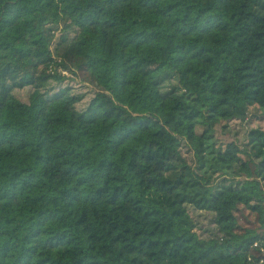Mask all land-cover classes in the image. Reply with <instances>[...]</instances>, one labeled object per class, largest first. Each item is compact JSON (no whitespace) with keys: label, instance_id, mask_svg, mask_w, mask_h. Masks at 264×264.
Masks as SVG:
<instances>
[{"label":"trees","instance_id":"16d2710c","mask_svg":"<svg viewBox=\"0 0 264 264\" xmlns=\"http://www.w3.org/2000/svg\"><path fill=\"white\" fill-rule=\"evenodd\" d=\"M263 244L264 0H0V264Z\"/></svg>","mask_w":264,"mask_h":264},{"label":"rangeland","instance_id":"374dc122","mask_svg":"<svg viewBox=\"0 0 264 264\" xmlns=\"http://www.w3.org/2000/svg\"><path fill=\"white\" fill-rule=\"evenodd\" d=\"M57 37H58V35H57ZM250 124H251L250 125L251 127H255V126L260 125V124L263 125V122L262 121L253 122V123L251 122ZM231 127H232V129H230L225 134L217 131L218 138L222 141H225V142H230V141L234 140V138L235 139H241L242 138L241 125L239 123L235 122V123H231ZM237 132H240V134L237 135ZM190 213H191L192 217L194 219H196V221H198L199 226H201L202 228L208 224V221L210 219L209 215H207V217L205 218V217H198V215H197L198 213L194 212L193 210H191Z\"/></svg>","mask_w":264,"mask_h":264},{"label":"built area","instance_id":"2783aa9c","mask_svg":"<svg viewBox=\"0 0 264 264\" xmlns=\"http://www.w3.org/2000/svg\"><path fill=\"white\" fill-rule=\"evenodd\" d=\"M254 247H258V244H254ZM260 250H261V252L264 254V244H263V246L260 248ZM258 264H264V258L261 259V260L259 261Z\"/></svg>","mask_w":264,"mask_h":264}]
</instances>
